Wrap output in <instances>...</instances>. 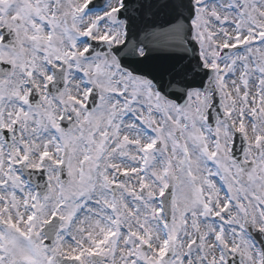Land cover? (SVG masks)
<instances>
[{"label":"snow or ice","instance_id":"1","mask_svg":"<svg viewBox=\"0 0 264 264\" xmlns=\"http://www.w3.org/2000/svg\"><path fill=\"white\" fill-rule=\"evenodd\" d=\"M0 264H264V0H0Z\"/></svg>","mask_w":264,"mask_h":264}]
</instances>
